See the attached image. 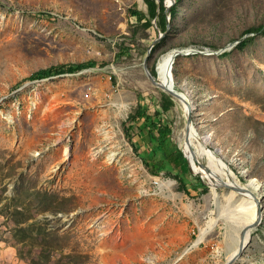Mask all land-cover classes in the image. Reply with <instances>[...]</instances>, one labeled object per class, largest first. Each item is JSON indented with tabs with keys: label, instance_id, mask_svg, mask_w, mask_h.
I'll use <instances>...</instances> for the list:
<instances>
[{
	"label": "rangeland",
	"instance_id": "obj_1",
	"mask_svg": "<svg viewBox=\"0 0 264 264\" xmlns=\"http://www.w3.org/2000/svg\"><path fill=\"white\" fill-rule=\"evenodd\" d=\"M145 3L0 0V264H225L237 248L223 220L195 242L231 191L209 187L207 161L184 148L178 100L164 117L194 173L152 176L132 149L144 134L126 138L137 103L152 113L165 94L142 68L156 21L130 26ZM176 11L148 69L171 49L202 52L176 57L175 88L190 92L207 146L241 185L257 179L264 203V0H180ZM232 264H264V214Z\"/></svg>",
	"mask_w": 264,
	"mask_h": 264
},
{
	"label": "trees",
	"instance_id": "obj_2",
	"mask_svg": "<svg viewBox=\"0 0 264 264\" xmlns=\"http://www.w3.org/2000/svg\"><path fill=\"white\" fill-rule=\"evenodd\" d=\"M146 4V13L138 10L131 9L132 14L136 18V22L130 24L134 26L139 24L143 27H149L152 25V20L156 21L157 28L163 32L165 30V14H164V5L163 0H145ZM180 0H175L170 7V25H174V21L177 16L176 8L179 5ZM263 26L258 28H252L248 32H255L262 29ZM167 37V36H166ZM162 40L156 44L150 51L148 60L151 59V55L155 52L157 47L166 39ZM245 40H243L239 47H242ZM121 49V54L128 53V47L124 43L119 44ZM149 63V62H148ZM92 64V62H91ZM89 63H82L76 65H57L52 66L47 69L38 71L33 77L37 79L54 76L58 74H63L66 72H75L84 67H89ZM152 75H155V72L150 68ZM162 102L159 105L160 109L154 110L152 113L148 112L147 106L140 104L139 102L136 105V109L131 113L127 119V127L125 130L126 138L131 144L133 139L130 135L132 127L136 128L138 132L136 133L137 139H142L143 134L147 138H143V148H140L138 145L132 143V149L136 153H139V157L145 168L152 176H159L161 172H170V173H182L189 170V164L185 158L182 149L173 141L172 139V126L165 119L164 113L167 112L171 106L174 104L171 96L167 94H162ZM196 173V172H195ZM181 180L187 182V180L182 177ZM196 184L202 187L205 185L202 183L199 177L195 178Z\"/></svg>",
	"mask_w": 264,
	"mask_h": 264
},
{
	"label": "bare ground",
	"instance_id": "obj_3",
	"mask_svg": "<svg viewBox=\"0 0 264 264\" xmlns=\"http://www.w3.org/2000/svg\"><path fill=\"white\" fill-rule=\"evenodd\" d=\"M165 1L166 3L169 2V0H165ZM186 49H191V48H186ZM174 50L175 49H171L163 53L160 56V58L158 59L156 63V77L155 78L158 84L166 85V86L168 85L172 86L173 84V88L176 90L175 80L172 77V72L170 73V71L172 70V65L176 57L179 56L174 53ZM188 93L190 94V92ZM175 99L180 102V104L183 106L185 113H186L185 104L178 98H175ZM191 106H192V111L196 112V109H197L196 105L194 103H191ZM210 138L211 137L208 138L207 135H200L199 133H197V131L195 130L193 126L191 127L189 139L186 138V131H185L183 145L191 157L200 159L201 161L203 160L207 161L208 167H206V169H208L209 172H207L206 174L209 175L208 177L210 179V182L212 183L211 185L216 186L217 184H220L221 182H225L226 184L232 187L237 186V185L244 186L238 183L236 180H234L233 171L228 166V164L226 165L225 162H223V160L218 155V153H215L213 150H211L207 146L210 141ZM248 184L252 188V190L258 192L261 195L260 191H261L262 184L257 179L255 178L249 179ZM229 190L231 191L230 195L229 194L227 195H229L228 200L230 201L227 202L224 207L220 208L218 216L216 218L214 217L215 219L211 217L212 218L211 222L204 230L200 232V235L195 241L196 243L199 242L203 238V236L215 224L218 223L219 220L220 221L223 220L226 224L228 223L227 225L234 230V232L237 234L239 238V233L241 229L243 228V226L249 224L256 218L257 207H256L255 200L249 194L243 195L242 192L239 193L232 188H230ZM238 194L241 195L242 197L241 200L239 202L237 201V203L231 204V199ZM245 238L246 239L249 238L248 233L247 235H245ZM236 250L237 248H235L231 252V254L227 257V260L236 252Z\"/></svg>",
	"mask_w": 264,
	"mask_h": 264
},
{
	"label": "water",
	"instance_id": "obj_4",
	"mask_svg": "<svg viewBox=\"0 0 264 264\" xmlns=\"http://www.w3.org/2000/svg\"><path fill=\"white\" fill-rule=\"evenodd\" d=\"M174 2V0H169L168 3H166L165 0H163V5H164V13H165V30L161 33H159L157 35V37L152 41V43L147 47L146 49V52H145V56H144V59H143V62H142V68L144 70V73L147 77V79L149 80V82L161 89L164 93L166 94H169L172 98H178L179 100H181L185 106H186V138L189 139V136H190V131H191V127H193V111H192V106H191V100L189 98V93L186 92V93H183L179 90H175L173 88V84L172 86H166V85H160L158 84L156 78L151 74L150 70L148 69V66H147V59H148V56L150 54V51L151 49L157 44L160 42V40L162 39V37H164V35L167 33L168 29H169V21H170V6L172 5V3ZM202 53L201 51H198L196 49H175L174 50V53L176 55H189V54H192V53ZM171 73V71H170ZM183 151V154L185 156V158L187 159L188 161V164H189V168L190 170L193 172V167L191 165V162L189 160V158L187 157L185 151L182 149ZM216 152V151H214ZM204 168V167H202ZM206 184L211 187L212 185L207 183ZM232 188L234 189L235 191L241 193L243 195H246V194H249L256 202V211H257V215H256V218L250 222L249 224L243 226V228L241 229L240 233H239V241H238V247H237V250L236 252L226 261L225 264H232L235 260H237L242 252L244 251V249L246 248L248 242L250 241L251 239V233L254 229H256L262 219H263V214H264V203L262 201V195H260L258 192L252 190V188L249 186V184L247 183L246 185L244 186H230L228 184H226L225 182H221L220 184H217L215 186V188ZM248 233V236L249 238L246 239L245 238V235H247Z\"/></svg>",
	"mask_w": 264,
	"mask_h": 264
},
{
	"label": "clouds",
	"instance_id": "obj_5",
	"mask_svg": "<svg viewBox=\"0 0 264 264\" xmlns=\"http://www.w3.org/2000/svg\"><path fill=\"white\" fill-rule=\"evenodd\" d=\"M175 1V0H174ZM171 7V6H170ZM165 14V13H164ZM169 23H170V21H169ZM163 38V37H162ZM158 44V43H157ZM149 57V56H148ZM148 60V59H147ZM152 74V73H151ZM155 75H156V70H155ZM155 75H153L154 77H155ZM177 90V89H176ZM166 94V93H165ZM169 95V94H168ZM170 96V95H169ZM172 98V97H171ZM216 152H217V150H215ZM183 152V151H182ZM215 152V153H216ZM188 162V161H187ZM194 173V172H193ZM197 174H199V173H197ZM203 179V178H202ZM262 195V194H261ZM263 196V195H262Z\"/></svg>",
	"mask_w": 264,
	"mask_h": 264
}]
</instances>
